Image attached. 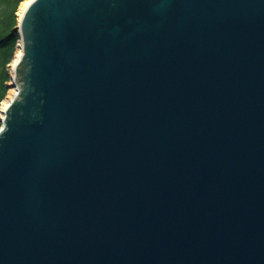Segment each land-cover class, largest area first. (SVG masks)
<instances>
[{"label": "water", "instance_id": "water-1", "mask_svg": "<svg viewBox=\"0 0 264 264\" xmlns=\"http://www.w3.org/2000/svg\"><path fill=\"white\" fill-rule=\"evenodd\" d=\"M14 29L0 264H264V0H31Z\"/></svg>", "mask_w": 264, "mask_h": 264}, {"label": "trees", "instance_id": "trees-1", "mask_svg": "<svg viewBox=\"0 0 264 264\" xmlns=\"http://www.w3.org/2000/svg\"><path fill=\"white\" fill-rule=\"evenodd\" d=\"M23 0H0V84L4 80V69L9 63L19 34L13 20L19 3Z\"/></svg>", "mask_w": 264, "mask_h": 264}, {"label": "rangeland", "instance_id": "rangeland-1", "mask_svg": "<svg viewBox=\"0 0 264 264\" xmlns=\"http://www.w3.org/2000/svg\"><path fill=\"white\" fill-rule=\"evenodd\" d=\"M22 2V1H21ZM20 2V3H21ZM20 3L17 7V10H16V15H15V18L13 20V26L15 27V25L17 24L18 22V9H19V6H20ZM18 43H19V40H17V42L15 43L14 45V50H13V53H12V56H11V59L9 61V63L6 64V67L4 69V80H3V83L2 85L0 84V108H1V105H2V102L8 98V95H9V91L10 89L12 88L10 86V83H11V75H13V71L11 70V67H10V63H12V61L14 60V58L16 57V54H17V51H18ZM0 115H1V112H0ZM0 126H1V122H0Z\"/></svg>", "mask_w": 264, "mask_h": 264}, {"label": "bare ground", "instance_id": "bare-ground-1", "mask_svg": "<svg viewBox=\"0 0 264 264\" xmlns=\"http://www.w3.org/2000/svg\"><path fill=\"white\" fill-rule=\"evenodd\" d=\"M30 2H31V0H23L20 3L19 9H18V16H19L18 19H20L23 16V14L25 13L26 9L28 8V5L30 4ZM21 54H22V49L18 45V51H17L16 57L14 58L12 63L9 64L12 71L15 69L16 63L19 60V58L21 57ZM16 93H17L16 87H12L9 91L8 98L2 102V105L0 108L1 110L6 109L8 107L10 101L13 99V97L15 96Z\"/></svg>", "mask_w": 264, "mask_h": 264}]
</instances>
